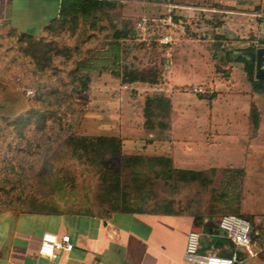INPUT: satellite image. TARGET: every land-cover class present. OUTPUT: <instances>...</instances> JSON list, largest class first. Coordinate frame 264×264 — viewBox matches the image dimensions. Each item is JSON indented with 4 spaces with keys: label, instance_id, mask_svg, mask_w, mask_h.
I'll list each match as a JSON object with an SVG mask.
<instances>
[{
    "label": "rangeland",
    "instance_id": "1",
    "mask_svg": "<svg viewBox=\"0 0 264 264\" xmlns=\"http://www.w3.org/2000/svg\"><path fill=\"white\" fill-rule=\"evenodd\" d=\"M117 2L118 6L108 10L102 18L101 23L105 25L102 30L86 31V33L93 32V35L87 42L80 44V49L72 50L69 58L54 57L51 65L43 72L36 71L31 63H27V58L20 57L18 44L9 36L6 37L5 32L0 33V118L17 114L31 106L37 88L52 87L60 90V105L56 110L62 119V123H59L57 115H49L45 133L36 131L32 125L25 131L24 139L18 137L17 131L10 127V129L6 128L3 120L0 121V185L9 181L4 189H0V209L73 211L105 215L111 211L113 199L109 201L107 196L109 193L104 192L94 163L69 157L62 144L65 135L70 132L89 135L108 133L107 116L110 113H131L133 120H136L135 115L138 117L142 115L143 99L147 95L172 96L186 93L184 101L188 109L197 115L204 113L201 118H205L213 108L215 113L223 111V106L229 100L228 94H234L232 98L236 99L241 95L244 97L247 93L244 73L239 68L231 70V65L226 58V52L231 53L234 59L237 54L234 55L233 52L240 50L230 39L212 48L211 58L215 63V71L213 68L211 72L198 73L197 76H201L202 79L194 78L193 82L185 86L187 88L165 85L164 78L170 72V68L165 65L170 64L173 44L170 43V46L165 48L154 41V38L166 31L175 37V32L178 30L176 25L169 28L166 21H163L170 16L175 23L178 22L175 8L168 6L173 4V0H119ZM181 2L191 7H200L209 3L202 0H181ZM192 10L190 18H193V21L191 22L202 25L205 21V13L199 8ZM141 17L148 18L151 24L150 34L146 32L145 35H141L136 29L127 38L118 40V63L114 64L110 59L103 65L107 67L100 65L95 71L85 69L82 74L91 76L90 88L80 94L73 93L69 71L74 67L75 61L84 56L95 59L98 57V52H101L103 44L112 40L113 25L121 26L129 22L132 28H136L135 22ZM152 18L158 20L151 21ZM181 21L182 32L189 36L188 17H183ZM87 25L88 23L84 24V28ZM71 32L72 30H66L58 39L59 43L74 46L72 36L78 34L80 28L74 30L72 35ZM199 34L202 37L203 30L199 31ZM198 43L199 48L204 47L205 43ZM228 65L230 67H225ZM113 67L117 68L119 76L109 73ZM124 68H157L162 74V81L158 84L122 83ZM104 74L106 77L101 78L109 80V83H105V88L109 87V89L101 91V95L98 96L95 93V90H98L97 87L91 86L95 77ZM210 77L213 87L217 90L211 87ZM211 94H215V98L209 101L207 98ZM53 98L51 97L52 101ZM52 105L56 106V103ZM153 120L156 123L169 122V117L163 118L161 115H156ZM200 122L196 123L200 124ZM220 124L222 121L216 120L213 126L210 125L204 132L207 133L205 138L208 144L221 143L220 135L223 131L221 127H218ZM155 128L161 129L159 126ZM250 128V124L243 125V134L240 137L231 138L233 144L238 143L248 148V156L252 155L253 144H259L264 148V140L252 137ZM192 135L197 136L195 133ZM196 142H200L199 137ZM263 148L261 147L260 155L264 158ZM111 159L117 158L112 156ZM5 167L6 174H4ZM135 170L137 172L132 173L126 168L123 172V184L126 188L116 197L120 206L123 205L121 200L127 198V204L133 208L163 209L167 208V204H173L172 206L179 210L194 208L198 212L213 215V217L223 214L251 216L250 213L240 210V204L244 203L255 206L258 210L257 216L264 214V162H260V166L244 169L229 166L200 169L201 179L180 183L175 187L173 180H178V176L173 173L171 178H167L163 171V174L159 175L156 173L158 167L150 162L136 166ZM203 235L204 243L211 244L208 242L209 234L203 233ZM222 235L223 231L219 230L212 237L214 240L211 245L220 242L226 245V250L231 249L232 244L223 239Z\"/></svg>",
    "mask_w": 264,
    "mask_h": 264
},
{
    "label": "crops",
    "instance_id": "2",
    "mask_svg": "<svg viewBox=\"0 0 264 264\" xmlns=\"http://www.w3.org/2000/svg\"><path fill=\"white\" fill-rule=\"evenodd\" d=\"M202 1L209 3L191 7L181 0H173V5L177 6L175 15L178 22L175 27L178 30L175 37L172 36V58L168 65L170 72L164 78L167 86L185 87L193 82L194 78L202 79L197 76L198 73L211 72L215 64L211 58L212 48L226 39H230L233 45L240 49L233 52L237 56H247L246 49L249 46H255L256 50L264 47L261 43V40H264V14L261 17L256 16V13H264V0ZM59 3L60 0H0V32L14 30L17 33L39 36L44 26L58 15ZM193 8H199L205 13L202 25L191 22ZM183 17H188L189 36L182 32L180 23ZM201 30L202 37L199 34ZM198 42L205 43L204 47L199 48ZM231 55L226 52L227 61L231 70L239 68L244 73L247 93L244 97L241 95L236 99L232 98L234 94H228L229 100L223 106L222 112L215 113L213 108L205 118H201L204 113L197 115L188 109L184 101L186 93L173 94L167 96L171 102L167 127L145 129L142 115H135L136 120H133L131 113H110L107 116L108 134L122 138V151L125 154L164 156L171 160L173 168L179 170L199 171L220 166L244 169L260 166V162H264L263 156L260 155L263 146L253 144L252 155L248 156V148L238 143L233 144L231 138L240 137L243 134V125L250 124L251 136L264 140V88L261 91L253 89L243 69V63L236 61V56L232 59ZM229 65L225 67L228 68ZM103 76L106 77L105 74L95 77L91 86L97 87L95 93L98 96L101 91L109 89L105 88V83H109V80H102ZM211 82L210 77V85L214 88ZM214 98L215 94H211L207 99L211 101ZM238 99L239 101H236ZM252 106L256 110V125H253L251 118ZM216 120L222 121V124L218 125L223 131L220 135L222 140L219 145H212L207 143V133L204 132L210 125L212 127ZM197 121L202 123L198 124ZM198 137L200 142L197 143ZM173 181L174 187L187 183L181 180ZM172 205L167 204V208L163 209H117L109 211L106 215L73 211L2 209L0 264H196L183 258L187 235L193 228L203 226L215 217L198 212L194 208L179 210ZM240 210L250 213L254 218L258 215L257 208L252 205L241 203ZM242 211L241 213H245ZM45 231L68 234L73 249L57 259L39 255L38 247ZM207 234L208 242L212 244L215 233ZM200 235L201 252L222 255V251H228L226 245L220 242L207 245L204 243L205 236L202 233ZM222 238L226 239L224 235ZM239 253L242 259L236 264H264V254L246 257L241 250Z\"/></svg>",
    "mask_w": 264,
    "mask_h": 264
},
{
    "label": "trees",
    "instance_id": "3",
    "mask_svg": "<svg viewBox=\"0 0 264 264\" xmlns=\"http://www.w3.org/2000/svg\"><path fill=\"white\" fill-rule=\"evenodd\" d=\"M117 1L119 0H60L58 15L44 26L39 36L17 33L14 30H4L1 32H5L4 35L6 37L9 36L18 44L20 57L27 58V63H31L36 71L43 72L51 65L54 57L64 56L69 58L72 55V50L80 49V44L87 42L93 35V32L86 33V31H93L95 29L102 30L105 27L101 23L102 18L107 14L108 10L118 6ZM86 23L88 25L84 28V24ZM79 28L80 32L72 36L74 46L59 43L58 39L61 38L66 30H72V35L74 30ZM135 30L136 28H132L129 22L121 26L113 25L112 40L103 44L101 52L97 54L98 57L94 59L93 57L85 58L84 56L77 59L74 67L69 71L70 84L72 85L71 91L80 94L89 90L91 76L82 74L85 69L95 71L98 66L100 67L101 65L102 67L110 59L114 64H117L119 54L118 40L127 38ZM261 43L264 45V40H261ZM246 51L248 52L247 56L238 55L235 59L243 63V69L253 89L261 91L264 88V81L254 79V53L256 52V48L255 46H249ZM109 73L114 76L120 75L117 68L114 67L110 69ZM122 73L121 82L125 84L136 82L158 84L162 81V74L157 68H124ZM60 96V90L58 88L39 87L37 88L36 95L32 99L31 106L17 114L4 116V118H0V121H4L6 128L10 127L12 130L17 131L18 137L22 139L26 136L25 131L32 125H34L36 131L45 133L49 115H57L58 122L62 123V119L56 110L57 106L60 105ZM51 97H54L53 101ZM54 103H56V106L52 105ZM250 111L253 125H256L257 116L255 107L252 106ZM170 112L171 102L167 96L163 94L147 95L143 99L142 106V116L144 118L143 127L146 129H152L155 126H159L160 128L167 127V122L156 123L153 117L161 115L163 118H168ZM62 144L70 158L96 165L101 186L106 194L109 193L107 194L109 201L111 198L113 199L111 201V210H130L133 208L127 204V198L121 200L123 202L121 206L118 204V198H116L117 194L126 188V185L123 184V172L126 168L132 171V173H135L137 172L135 170L136 166L138 167L142 163L150 162L153 166L158 167L156 173L160 175L164 172L167 178H171L173 173L178 176V180L186 182L202 178L201 171L173 168L171 166V160L164 156L144 157L123 154L122 138L119 135L108 133L89 135L70 132L65 135ZM112 156L117 159L112 160ZM11 169L13 171V167ZM6 170L7 168L5 167L4 174L7 173ZM6 183H9V181L5 182L4 185H0V189H4ZM122 195L123 197L126 196L124 193ZM211 216L213 217V215ZM242 217L252 220V216ZM221 254L228 256L230 251H222Z\"/></svg>",
    "mask_w": 264,
    "mask_h": 264
},
{
    "label": "built area",
    "instance_id": "4",
    "mask_svg": "<svg viewBox=\"0 0 264 264\" xmlns=\"http://www.w3.org/2000/svg\"><path fill=\"white\" fill-rule=\"evenodd\" d=\"M168 6L177 7L173 4H168ZM263 14V12L256 13V16L261 17ZM155 20L158 19H151V21ZM163 21H166L168 27L170 26L169 28L176 24L170 16L163 19ZM135 27L141 35H145L146 32L150 34L151 32V24L146 17L139 18L135 22ZM172 40L173 37L169 31L163 32L154 38V41L165 48H168ZM165 66L168 67V64ZM218 230L223 231V235L232 244L228 256L201 252L200 233L190 231L187 235L183 254L184 260L196 264H236L242 259L239 250L244 252L246 257H257L264 254V214L257 216L254 220L239 215L223 214L218 222ZM72 249L73 243L68 234L45 231L41 236L38 254L57 259Z\"/></svg>",
    "mask_w": 264,
    "mask_h": 264
},
{
    "label": "water",
    "instance_id": "5",
    "mask_svg": "<svg viewBox=\"0 0 264 264\" xmlns=\"http://www.w3.org/2000/svg\"><path fill=\"white\" fill-rule=\"evenodd\" d=\"M255 79L264 80V47H259L256 50L255 56ZM220 216H216L214 219L209 220L204 223L203 226H197L192 229V231H197L199 233H218V222Z\"/></svg>",
    "mask_w": 264,
    "mask_h": 264
}]
</instances>
